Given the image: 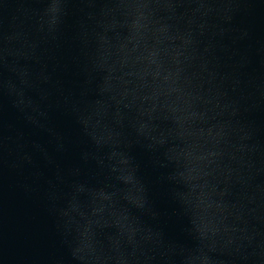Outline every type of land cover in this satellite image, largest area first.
<instances>
[{"label": "water", "instance_id": "1", "mask_svg": "<svg viewBox=\"0 0 264 264\" xmlns=\"http://www.w3.org/2000/svg\"><path fill=\"white\" fill-rule=\"evenodd\" d=\"M0 264H264V0H0Z\"/></svg>", "mask_w": 264, "mask_h": 264}]
</instances>
